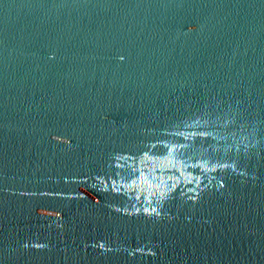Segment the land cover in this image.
Returning a JSON list of instances; mask_svg holds the SVG:
<instances>
[{"label":"water","instance_id":"water-1","mask_svg":"<svg viewBox=\"0 0 264 264\" xmlns=\"http://www.w3.org/2000/svg\"><path fill=\"white\" fill-rule=\"evenodd\" d=\"M0 264H264V0H0Z\"/></svg>","mask_w":264,"mask_h":264}]
</instances>
